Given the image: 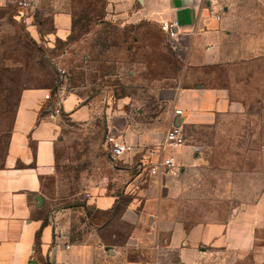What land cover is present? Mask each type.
I'll list each match as a JSON object with an SVG mask.
<instances>
[{
  "label": "crops",
  "instance_id": "1",
  "mask_svg": "<svg viewBox=\"0 0 264 264\" xmlns=\"http://www.w3.org/2000/svg\"><path fill=\"white\" fill-rule=\"evenodd\" d=\"M252 1L103 0L92 32L70 41L100 31L103 41L78 51L84 63L117 66L118 98L108 72L69 90L21 91L0 166V264H159L169 254L177 264H264V188L255 191L254 171H240L229 151L264 149L254 140L264 132V19L247 10ZM169 20L178 23L175 50L162 29ZM51 27L46 37L71 39V0ZM111 30L128 38L123 57L105 55L120 44ZM97 118L103 142L70 138L72 126L89 130ZM176 119L186 142L173 152L174 171L139 172L138 151L109 157L107 137L157 143ZM240 180L252 198L229 218L180 216L194 205L216 210L206 206L222 199L208 197L237 196Z\"/></svg>",
  "mask_w": 264,
  "mask_h": 264
},
{
  "label": "rangeland",
  "instance_id": "2",
  "mask_svg": "<svg viewBox=\"0 0 264 264\" xmlns=\"http://www.w3.org/2000/svg\"><path fill=\"white\" fill-rule=\"evenodd\" d=\"M18 1H25L29 8L22 9L18 6ZM253 0L248 3L247 10L260 13L264 19V0ZM68 0H0V166L5 163V150L8 140L9 130L12 125L14 111L18 102L19 95L25 89H47L50 90L59 86L61 83L68 90L72 87L83 86L88 79L102 72L112 73L116 76L111 80L109 86H113L115 98H118V68L103 69L99 63L91 59L88 63L81 61L86 52L78 51V47L88 44H96L103 41L100 31L93 32L95 36L71 46L70 40L85 38L87 32H92L94 22H97L103 14V0H71L74 13V24L76 31L68 41H60L46 37L51 32V15L66 6ZM113 38L120 41L115 49H111L106 56L112 58L123 57L125 53L121 50L124 42L128 38L122 37L118 31H110ZM143 42L148 38L140 37ZM121 46V48H120ZM82 48V47H81ZM103 55V54H102ZM82 62V63H81ZM81 68H75V65ZM100 66L97 68V66ZM177 70V69H176ZM95 78V77H94ZM102 84L100 81L92 88ZM160 85L166 86V83ZM89 86V87H91ZM112 89V88H111ZM135 93L134 87L129 90ZM101 103V102H100ZM133 115H136L134 111ZM101 118H97L95 128L89 130L72 126L70 129L71 139H93L96 142H103L104 134L100 126ZM261 126L257 123L253 126L255 130ZM91 130V131H90ZM264 139V132L254 131L255 144ZM250 143L249 140H239L238 143ZM232 155H237L239 159L238 167L241 170L254 171L255 191L264 188V149L258 147L229 149ZM209 152V151H208ZM207 152V153H208ZM215 153L221 157L227 155L224 149H217ZM81 155V153H80ZM70 166V165H69ZM67 166V167H69ZM245 181L240 180L239 194L228 197H208L211 199H222L221 203L207 205L216 210L200 211L201 206L194 205L196 210L189 213H179L185 219L189 218L191 223L222 221L232 216L236 208H241L245 201L252 197L244 194ZM257 199L258 197H253ZM218 201V200H217ZM203 207V206H202ZM177 264L176 258L169 254V259L160 260L159 264Z\"/></svg>",
  "mask_w": 264,
  "mask_h": 264
},
{
  "label": "built area",
  "instance_id": "3",
  "mask_svg": "<svg viewBox=\"0 0 264 264\" xmlns=\"http://www.w3.org/2000/svg\"><path fill=\"white\" fill-rule=\"evenodd\" d=\"M18 6L22 9L29 8V4L25 1H18ZM218 20L219 18L216 17ZM162 29L169 40L170 47L175 50V39L177 37L178 23L177 21H165ZM49 94L44 95V99L48 100ZM59 113V109L54 110ZM173 115L182 117V109L175 108ZM186 139L181 126L171 124L165 131L163 138L157 142L146 145H133L124 139L116 137H107L108 153L111 159L129 160L131 156L138 151L137 170L144 172L150 177H155L161 173H168L177 168V162L173 152L185 145Z\"/></svg>",
  "mask_w": 264,
  "mask_h": 264
},
{
  "label": "water",
  "instance_id": "4",
  "mask_svg": "<svg viewBox=\"0 0 264 264\" xmlns=\"http://www.w3.org/2000/svg\"><path fill=\"white\" fill-rule=\"evenodd\" d=\"M174 125H175V126H179V125H180V121H179V119H176Z\"/></svg>",
  "mask_w": 264,
  "mask_h": 264
}]
</instances>
